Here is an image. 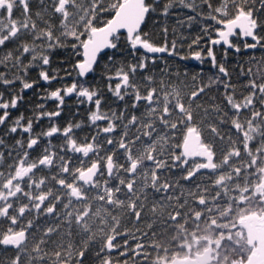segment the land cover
I'll use <instances>...</instances> for the list:
<instances>
[{
  "label": "snow or ice",
  "instance_id": "1",
  "mask_svg": "<svg viewBox=\"0 0 264 264\" xmlns=\"http://www.w3.org/2000/svg\"><path fill=\"white\" fill-rule=\"evenodd\" d=\"M30 3L0 0V67L5 69L0 85L11 89L20 82L23 92L39 81L60 78L47 69L61 49H70L65 62L75 58L64 69L66 77L75 72L77 79L46 93L42 99L57 101L56 110L44 111L45 104L37 105L26 124L21 114L8 125L9 110L16 109L23 96L13 94L4 100L0 92V126L8 125L0 135V222H9L6 230L0 226V246L16 251L15 257L0 259V264H25V258L27 264H86L94 246L99 264H118L125 257H131L132 264H149L153 252L151 264H264V56L249 58L248 67L238 61L233 84L232 72L224 62L218 63L214 51L223 44L225 59L230 49L241 54L242 48L230 39L236 29L245 38L243 49H264V19L258 15L264 11V0H221L215 7L212 0H39L35 19ZM17 7L22 20L12 18ZM174 12V37L185 25L190 29L197 20L204 24L188 48L200 61L202 52L192 49L208 41L206 55L216 72L207 83L203 72L189 82L167 68L159 73V81L155 72L137 79L138 72L148 73L149 61L155 66V54L174 57L177 44L187 39L169 44L165 24L159 32L164 43L158 45L143 30L150 16L167 19ZM56 19L59 25L53 22ZM120 30L126 32L123 39L133 52L138 47L144 52L138 62H121L119 67L114 55L108 57L101 75L108 81L107 91L124 102V108L101 111L103 90L90 86L86 74L95 71L102 50L119 48ZM33 68L41 69L38 79L27 82ZM114 79L118 82L113 88ZM213 87L224 89L221 102L197 104ZM238 93L242 101L237 100ZM70 95L79 104L94 105L89 114L95 128L91 141L85 137L78 142L74 136L81 123L69 121L61 129L54 122ZM244 110L250 114L243 116ZM42 119H48L50 127L33 134L34 124ZM98 121L106 126L100 127ZM17 133L21 138L8 145L6 140ZM54 136L63 138L59 151L51 143ZM180 137L182 142L172 143ZM42 140L48 142L33 158L31 153ZM109 146L112 151L107 153ZM102 151L107 154L100 155ZM64 153L82 154L79 166L74 167ZM90 154L95 158L89 163L84 158ZM52 168L56 171L51 176H37ZM174 170L181 175L175 177ZM142 222L146 231L135 227ZM158 225L170 239L160 241L165 233L154 231ZM114 251L119 253L115 260Z\"/></svg>",
  "mask_w": 264,
  "mask_h": 264
},
{
  "label": "trees",
  "instance_id": "2",
  "mask_svg": "<svg viewBox=\"0 0 264 264\" xmlns=\"http://www.w3.org/2000/svg\"><path fill=\"white\" fill-rule=\"evenodd\" d=\"M213 6H219V4L221 3V0H212ZM31 13H32V17L33 19H35V13L36 11L39 9V0H31V3L29 5ZM255 7L259 8V4H257ZM15 11L12 14V18L13 19H23V14H22V9L20 7H17L16 9H14ZM208 9L205 6L204 8V12L207 13ZM175 12L173 13V15L167 19H165L162 16H157V15H152L148 18L147 24L143 26V30L145 32H149L151 33V38L152 40L156 43V44H163L164 43V38L162 35L159 34L160 29L167 24L169 27V36H168V41L169 44L171 43V41L173 39H178L180 37H186L187 39H185L182 43H178L177 44V55L174 56L175 58L171 57V58H165L164 60H157L156 59V64L153 67L152 63L149 61V70L148 73H143V72H138L137 73V79H141L144 75L150 74L152 72L157 73V81L160 80V76L159 73L164 70V69H168L172 74H176L177 72L180 74V80L183 81L185 79H187L189 82L192 79V76L198 73L203 72V77L202 79L204 80L205 83H207L208 81V77L215 75L216 70L212 68L211 64L209 65H203V66H194L190 63L187 64V67L189 66H193L191 68H189L188 71L183 70V68H186L184 62L185 60H188L191 56V53L189 51L188 48V44L191 43V39L194 38L197 34L201 33V29L204 26L203 23H201L199 20L195 21L191 28L189 29V27L187 25H185L183 31L177 30L176 36L174 37L171 34V30L172 27L175 26L176 24V20L174 19L175 16ZM187 15H192V13L190 11L186 12ZM258 15L260 16L261 19H264V11H260L258 13ZM159 21V23L154 24V21ZM55 24L59 25V20L56 19L53 21ZM209 23H211L209 21ZM41 27H43V25L41 24ZM121 41H120V46L117 50H112V51H108L105 54H103L102 56H100L99 58V64L96 65L95 71L92 73L91 77L93 81H96V73L97 70L99 69V72H102L103 70V66L105 64V62L107 61L109 56H115V64L116 67H119L121 62H123L124 64H127V60L126 58L131 56V55H136L140 58L141 56V52L139 51H131L129 49V46L127 45L126 41L123 39V37H125V35L121 34ZM232 42L235 44H238L241 48H242V53L241 54H236L233 51H228V55L227 58L225 59L224 56V48L223 47H214V51L217 57V61L219 62H224L227 69L232 72V83L236 84L237 83V78H238V73H239V68H235V66L237 65L238 61L240 62H244V66L248 67L247 65V60L251 57H255L256 60H259L262 56H264V49H243V43L245 40H241L239 35L234 36L233 38H231ZM248 43H250L249 41H247ZM208 41L205 39L204 41L201 42V46L199 48L194 47L192 49V51H201L202 54L206 55V47L205 45H207ZM9 47H14V45H9ZM71 53H70V49L68 51L65 50H57V52L51 57L52 59V63H51V67H50V71H55V72H59L61 74H65L64 69H67L70 67L71 63H75V58L71 59L70 63L65 62L69 60ZM180 57H188L187 59H180ZM166 61V63H165ZM25 63H27V61H25ZM164 64V65H163ZM163 65V66H162ZM98 67V68H97ZM235 68V71H233V69ZM5 69L3 67H0V72H4ZM114 71L115 68L113 69L112 74L114 75ZM33 71H28V73H31ZM187 72L188 76L185 77L184 73ZM11 78V77H10ZM71 79V83H73L74 79H77L75 72H73L72 76L70 77ZM88 79V78H86ZM165 79H167V77H165ZM198 79H201V77H198ZM241 82H243L241 80ZM17 83V82H16ZM20 83V82H18ZM172 83L174 85L179 84V81H176L175 79L172 80ZM22 86L21 85H13L12 86V91L14 93L20 92L21 91ZM7 90V88L3 87L2 85H0V92L5 93ZM224 92V89L221 87L219 90H217V88L213 87L211 88L209 91H207L203 96L200 97V103H202L203 100V106L204 107H209L211 104H218L221 102L220 98L222 96ZM109 94V93H107ZM244 95H247V93H244ZM214 98V99H213ZM237 100H243V95H239V93L237 94ZM199 104V102L197 103ZM1 113V112H0ZM202 113V110H201ZM243 116H247V114L243 113ZM243 118V117H242ZM223 131H228V126L225 125L223 128ZM253 149H255L256 144L252 145ZM4 230H6V228L3 227ZM54 240L58 239L57 238H53ZM29 250L31 249V245H28ZM1 250H5L8 252H12V253H16L15 250H10V249H6L2 246H0ZM156 255V253H155ZM154 255V257H155ZM0 256V259H5V258H11V257H6V256ZM150 260V258H149ZM25 264H27V262H25Z\"/></svg>",
  "mask_w": 264,
  "mask_h": 264
},
{
  "label": "flooded vegetation",
  "instance_id": "3",
  "mask_svg": "<svg viewBox=\"0 0 264 264\" xmlns=\"http://www.w3.org/2000/svg\"><path fill=\"white\" fill-rule=\"evenodd\" d=\"M6 15L7 14L5 13V16ZM50 67H51V65H50ZM50 67L47 69V71L51 75H57V72L50 71ZM40 70L41 69L39 68V71ZM39 71L27 73V77H26L27 82H32V81L37 80ZM58 76L60 78H58V79H56L50 83L44 82V81H39L38 83H36L34 85L33 88H31L29 90H23V92L20 91V92L14 93L12 91V89L7 88L6 92L4 93V97H3L4 100H10L11 96L13 94H20L23 96V99L18 102L16 109H14V110L10 109L9 110L11 113V116H10V119L8 121V125H11L12 121L15 120L16 118H18L23 111L28 114V117H33L34 116L33 110L35 109V107L37 105H40V104L46 105V107L44 108V111L56 110V105L58 103L57 101L44 100V99H42V97L45 96V94L50 92V91L56 90L57 88H63L65 86H70L72 84L70 77H66L65 74L63 75V74L58 72ZM89 76H91V74ZM89 76L87 77L88 78L87 79L88 84L90 86L96 87L97 86L96 82H94L92 80V78ZM116 82H118V80L114 79L112 81L113 88H114V85ZM15 84L21 85V83H18V82L14 83L13 85H15ZM104 84H106L105 89L104 88L102 89L103 90V96H104V105H103L101 111L108 110L109 108L117 109V110L123 109L124 108V102L116 100L112 96V94L107 91V84H108L107 80L104 82ZM107 93H109V94H107ZM128 102H129V104L131 103L130 100ZM91 110H94V105H91L88 102H85L83 104H79L77 97L75 95H70V96L65 97L64 105L62 107V114L60 117L56 118V120L54 122L57 123L61 127V129L64 126H67L69 121H71L73 124L81 123L82 127L79 129H76L74 131V136L77 138L78 142H83L85 137H87V139L89 141H91L92 134H94V132H95V128L92 127L89 123V114H90ZM142 110H143V108H141V111ZM0 114H2V112ZM27 118L24 119L23 123H25V124L27 123ZM50 123L51 122L48 119L40 120L38 124H34L33 134L40 133L42 130L43 131L48 130V128L50 127ZM97 123L100 127L106 126L103 121H98ZM8 125L0 126V135H3V133H4V131H6ZM119 135H120V133L117 132L116 133L117 138L119 137ZM20 138H21V134L17 133L15 135H13L9 140H12V139L16 140V139H20ZM180 138H182V137H180ZM23 139L25 140V142L27 141V139H28L27 134H25L23 136ZM174 141L176 142V140H174ZM47 142H48L47 140L41 141L40 146L37 147L36 150L31 153L33 158L37 157L41 153V150H42L44 144H46ZM63 142L64 141H63V138L61 136H54L51 138V143L57 146V149H56L57 151L60 150L59 145L62 144ZM111 151H112V147L109 146L107 148V153H110ZM107 153L102 151L100 153V155L103 156V155H106ZM64 154H65L66 158L71 156L74 167L79 166V160L81 158H83L82 154H72V153H64ZM5 155H7V154H5ZM94 158L95 157L90 154L89 158H84V159H87L88 162L90 163L91 159H94ZM7 163H12V161H7ZM5 167H6V165H5ZM55 171H56L55 168H52L51 171H48L45 169L42 172H38L37 176H40V175L51 176ZM174 173H175V177H179L181 175V173L178 170H174ZM206 173L207 172H205L204 174H206ZM197 179L199 180L200 177H197ZM177 194H179V193H177ZM149 195L150 196L152 195L151 191H150ZM156 198L158 199L159 196L157 195ZM40 223L44 224L45 221L43 219H41ZM145 223L146 222H142L141 225H137L135 227H141L142 230L146 231L147 229L143 228V225ZM0 226L7 229L9 226V222L6 220L2 221V222H0ZM126 226L129 228H133V230H134V227L132 225H126ZM65 230H66V228H65ZM154 231L157 234L162 233V232L165 233L163 236H160L161 242L166 241L167 239H170V234L166 233L163 228L159 227V225L154 229ZM53 238H57V237H53ZM150 239H151V234H150ZM78 242H79V239L77 238V243ZM117 242L122 243V241H117ZM28 245L32 246L31 238H29ZM2 247L8 249V247H5V246H2ZM97 247L98 246H94L92 249V252H90L88 254V257L86 258V264H99V261L95 260L93 257V253L97 250ZM120 251H123V249H121ZM118 255H119V253L114 251L112 253L113 259L115 260ZM154 255H155V252L152 253V256L150 257V260H149V264H151V260H152V258H154ZM125 260L128 261V264H132V258L131 257H125L124 259L119 260L118 264H125Z\"/></svg>",
  "mask_w": 264,
  "mask_h": 264
},
{
  "label": "bare ground",
  "instance_id": "4",
  "mask_svg": "<svg viewBox=\"0 0 264 264\" xmlns=\"http://www.w3.org/2000/svg\"><path fill=\"white\" fill-rule=\"evenodd\" d=\"M111 51H112V50H111ZM131 51H133V50H131ZM139 52L143 53L142 51H139ZM99 58H100V56H99ZM165 58H171V56H168L167 54H162V55H157V56H156V59H157V60H164ZM173 58H175V57H173ZM126 60H127L128 63H129V62H138L139 57L136 56V55H131V56L127 57ZM150 62H151V61H150ZM188 63H190V64H192V65H194V66H203V65H209V64H211V61H210V59L207 57V55H205V54H202V60H200V61H197V60H195L192 56H190V58H189L188 60H185L184 64H185L186 68H183V70L188 71L189 68L193 67L192 65L189 66V67H187V64H188ZM163 65H164V64H163ZM163 65H162V66H163ZM95 68H96V66H95ZM97 68H98V67H97ZM96 70H97V73H96V81H94V82H96L97 86H99L100 88H102V89L104 88V89H105L106 84H104V82H105L106 80L102 78V75H101L102 72H99V69H96ZM29 71H33V72H35V71H39V68H33V69L29 70ZM92 73H93V72H92ZM92 73H90V74L92 75ZM198 102H199V104H200V100L197 101V103H198ZM202 104H203V100H202ZM193 107L195 108V105H194ZM21 114L24 115V118H27V117H28V114L25 113L24 111H23ZM33 115H35V113H33ZM201 116H202V113H200L199 115H197V116H196V120L199 121V120L201 119ZM180 142H182V138L176 140V142H175V141H172L173 144H175V143H180ZM6 143H7L8 145H12V144L15 143V140H14V139H12V140H9V139H8V140H6ZM204 175H207V173L204 174ZM8 249H10V250H15V249L12 248V247H8ZM2 255L6 256V257H15L16 253H12V252H8V251L1 250V249H0V256H2ZM4 256H3V257H4ZM25 262H27V258H25Z\"/></svg>",
  "mask_w": 264,
  "mask_h": 264
},
{
  "label": "water",
  "instance_id": "5",
  "mask_svg": "<svg viewBox=\"0 0 264 264\" xmlns=\"http://www.w3.org/2000/svg\"><path fill=\"white\" fill-rule=\"evenodd\" d=\"M236 33H237V34L239 33V29H236ZM120 34H124V35L126 36V32H125L124 30H120ZM232 37H234V36H232ZM232 37H230V39H231ZM240 37H241V36H240ZM241 39H242V40H245V38H243V37H241ZM247 41H249V42L252 43L251 38H247ZM215 47H223V48H225L226 46H224L223 44H221V45H216ZM129 48H130V46H129ZM111 50H112V49H105V50H102V53H101V54H98V56H102L103 54H105L106 52L111 51ZM130 50H132V49L130 48ZM137 50H138V51H142V52H144V50L141 49V48H139V47L137 48ZM230 51L235 52L234 49H230ZM150 55H152V54H150ZM155 55L157 56V55H162V54H155ZM88 75H90V73H89V74H86V77H87ZM7 247H12V246H7Z\"/></svg>",
  "mask_w": 264,
  "mask_h": 264
},
{
  "label": "rangeland",
  "instance_id": "6",
  "mask_svg": "<svg viewBox=\"0 0 264 264\" xmlns=\"http://www.w3.org/2000/svg\"><path fill=\"white\" fill-rule=\"evenodd\" d=\"M257 107H259V105L257 104ZM244 114H247V115H249L250 113L247 111V110H244V112H243Z\"/></svg>",
  "mask_w": 264,
  "mask_h": 264
}]
</instances>
